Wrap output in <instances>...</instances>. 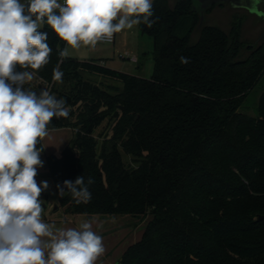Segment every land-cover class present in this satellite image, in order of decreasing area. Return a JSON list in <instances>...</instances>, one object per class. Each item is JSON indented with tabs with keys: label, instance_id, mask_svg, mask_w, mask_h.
Returning a JSON list of instances; mask_svg holds the SVG:
<instances>
[{
	"label": "trees",
	"instance_id": "obj_1",
	"mask_svg": "<svg viewBox=\"0 0 264 264\" xmlns=\"http://www.w3.org/2000/svg\"><path fill=\"white\" fill-rule=\"evenodd\" d=\"M170 2L152 0L155 22L138 25L153 40L151 78L61 58L65 43L46 24L39 29L53 51L47 65L26 70L66 100L69 116L54 117L48 130L73 131L60 156H46L57 211L149 219L122 264H264V41L242 59L243 18L225 32L201 25L217 5ZM56 68L62 82L53 79ZM81 175L93 181L90 201L58 194Z\"/></svg>",
	"mask_w": 264,
	"mask_h": 264
},
{
	"label": "clouds",
	"instance_id": "obj_2",
	"mask_svg": "<svg viewBox=\"0 0 264 264\" xmlns=\"http://www.w3.org/2000/svg\"><path fill=\"white\" fill-rule=\"evenodd\" d=\"M151 17L152 0H0V264H96L105 252L90 221L62 229L41 218L48 182L35 179L43 167V149L36 145L53 118H67L69 109L47 89L37 95L25 88L53 51L48 33L39 29L46 24L65 43L59 56L66 58L69 48L95 47L141 22L151 27ZM180 61L188 63L186 57ZM62 77L53 70L55 81ZM92 183L81 175L58 185V194L66 189L77 203H87Z\"/></svg>",
	"mask_w": 264,
	"mask_h": 264
},
{
	"label": "rangeland",
	"instance_id": "obj_3",
	"mask_svg": "<svg viewBox=\"0 0 264 264\" xmlns=\"http://www.w3.org/2000/svg\"><path fill=\"white\" fill-rule=\"evenodd\" d=\"M27 0H21L25 2ZM62 1V0H61ZM175 0H171L172 6ZM236 18H243V26L241 32V41L244 44V48L241 53V58L245 59L250 56L251 48H256L263 43L264 38V17H260L256 14L249 12L243 8H236L231 3H224L215 6L206 16L205 25L216 26L225 32H229L231 25ZM118 37L122 40L127 39L126 53L117 55L115 52L118 50L113 44L100 43L96 47L82 46L80 49L69 48L68 58L78 60H90L100 58L107 64L108 68L118 70L123 73L134 72L135 76L140 74L143 78H151L154 73V58L152 55L153 40L149 36L142 35L139 26H133L131 29H124L117 33ZM199 38L198 30L193 34V42H197ZM125 52V51H124ZM132 52V53H131ZM124 57V58H123ZM125 57L137 58L140 61L139 65L132 63ZM99 60V59H98ZM112 60L115 61L112 63ZM139 66V68H138ZM125 68L127 71L119 69ZM131 74V73H130ZM139 75V76H140ZM97 81V79H94ZM32 87V90L39 95V93L48 87V84H40L39 80L34 76V79L25 84ZM52 91L54 89L53 84H49ZM31 90V88H30ZM259 87L255 92L250 95L248 105L249 108L244 112L249 115H254V106L258 99ZM54 96L60 98L58 93H54ZM101 129L97 132V134ZM73 131L70 128H63L57 130H48V135L41 141V149L43 151L40 154V159L43 162V167L37 169V176L35 177L37 184L42 181L48 182L47 190L41 192L40 200L42 201L43 212L45 218L53 220L49 224H54L56 228H67V222H63L62 211L53 212L57 207L58 200L52 181L46 177L47 171L45 168L46 156L56 155L60 156L63 149L72 141ZM43 206H46L45 209ZM99 217H92L90 221L92 223V229L98 235L102 237L105 252L100 257L101 264H122V258L124 252L128 248L129 244L139 243L142 240L144 229L147 227L149 219L143 222L135 220L129 216L105 219L101 221ZM43 220V219H42ZM132 220V221H131ZM44 221V220H43ZM85 221V218H84ZM101 221L102 224L99 223Z\"/></svg>",
	"mask_w": 264,
	"mask_h": 264
},
{
	"label": "crops",
	"instance_id": "obj_4",
	"mask_svg": "<svg viewBox=\"0 0 264 264\" xmlns=\"http://www.w3.org/2000/svg\"><path fill=\"white\" fill-rule=\"evenodd\" d=\"M175 2H176V0L173 2V4H172V6L175 4ZM200 32H201V28H198V33H199V35H200ZM117 43H118V50L115 52L117 55H121L122 53H126V52H128L129 53V51L127 50V39H125V40H122V39H120L119 37H118V35H117V33H116V42L113 44L114 46H116L117 47ZM153 47H154V45H153ZM125 51V52H124ZM152 52H153V49H152ZM132 53V52H131ZM101 60L100 58H97V59H90V60ZM102 60H104V59H102ZM101 60V61H102ZM104 62V61H103ZM115 61H113L112 60V63H114ZM133 63V62H132ZM106 66H107V64L106 63H104ZM134 64H136V65H139L140 64V61L138 60V63H134ZM138 68H139V66H138ZM116 69H119V68H116ZM119 70H122V71H127L125 68H122V69H119ZM118 71V70H117ZM128 73L130 74L131 73V75H134V74H132V73H134V72H129L128 71ZM140 74H138V75H136V76H139ZM139 77H142L141 75L139 76ZM45 209H47V207L46 206H43ZM61 211V210H60ZM53 212H58L57 211V209L55 208L54 210H53ZM63 217V219L64 220H61V221H63V222H67L68 224H70V225H67V228H76V229H79V225H80V223L81 222H83L84 221V218H85V220H90V218H87V217H79V218H74V217H71V216H68V217H64V216H62ZM43 220H44V222H46V223H50V222H53V220H49L48 218H45V213L44 212H42V217H41ZM101 220V219H100ZM101 221H103L104 222V220H101ZM101 221H99V223L100 224H102L101 223ZM132 221V220H131ZM67 228H65V229H67ZM63 229V228H62ZM129 245H131V244H129ZM100 259H102L101 257H99L98 258V260L96 261V264H101V260Z\"/></svg>",
	"mask_w": 264,
	"mask_h": 264
},
{
	"label": "water",
	"instance_id": "obj_5",
	"mask_svg": "<svg viewBox=\"0 0 264 264\" xmlns=\"http://www.w3.org/2000/svg\"><path fill=\"white\" fill-rule=\"evenodd\" d=\"M224 3H231L236 8H243L260 17H264V0H203V8H206L207 6L221 5ZM204 22L205 15H202L201 25ZM262 38H264V33ZM259 220H264V216L259 217Z\"/></svg>",
	"mask_w": 264,
	"mask_h": 264
},
{
	"label": "built area",
	"instance_id": "obj_6",
	"mask_svg": "<svg viewBox=\"0 0 264 264\" xmlns=\"http://www.w3.org/2000/svg\"><path fill=\"white\" fill-rule=\"evenodd\" d=\"M62 2V1H61ZM25 4H27V1H25L24 2ZM116 42V33L113 35V37H112V39L111 40H103V41H100V42H98L97 44H96V46L98 45V44H100V43H108V44H114ZM95 46V47H96ZM124 58V57H123ZM125 58H127V59H129L131 62H133V63H138V59L137 58H131V57H125ZM38 80H39V82H40V84H43V83H45L46 84V82L43 80V79H41V78H38L36 75H34ZM48 84V83H47ZM46 89L51 93V89H50V87H49V84H48V87H46Z\"/></svg>",
	"mask_w": 264,
	"mask_h": 264
}]
</instances>
